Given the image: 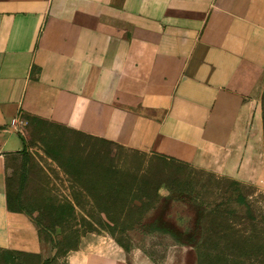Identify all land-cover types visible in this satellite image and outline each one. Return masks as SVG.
<instances>
[{
  "label": "crops",
  "instance_id": "crops-1",
  "mask_svg": "<svg viewBox=\"0 0 264 264\" xmlns=\"http://www.w3.org/2000/svg\"><path fill=\"white\" fill-rule=\"evenodd\" d=\"M263 88L264 0H0V252L51 253L8 203L28 118L256 183ZM130 256L97 235L64 264Z\"/></svg>",
  "mask_w": 264,
  "mask_h": 264
},
{
  "label": "rangeland",
  "instance_id": "rangeland-1",
  "mask_svg": "<svg viewBox=\"0 0 264 264\" xmlns=\"http://www.w3.org/2000/svg\"><path fill=\"white\" fill-rule=\"evenodd\" d=\"M261 104L264 118V94ZM23 135L27 155L11 173V206L54 232L58 247L54 253L50 245L48 264H64L97 235L130 250L128 264H264V131L256 183L48 122L26 121ZM142 196L155 198L128 225L120 208ZM0 264L36 262L0 252Z\"/></svg>",
  "mask_w": 264,
  "mask_h": 264
},
{
  "label": "trees",
  "instance_id": "trees-1",
  "mask_svg": "<svg viewBox=\"0 0 264 264\" xmlns=\"http://www.w3.org/2000/svg\"><path fill=\"white\" fill-rule=\"evenodd\" d=\"M264 94V91H263V93H262V95ZM261 101H262V96H261ZM263 108V107H262ZM29 120H38V119H36V118H28L27 119V122L29 121ZM38 121H43V122H47V121H44V120H38ZM48 123H51V122H48ZM53 124V123H52ZM54 125H56V124H54ZM57 126H59V125H57ZM62 127V126H61ZM63 128H65V127H63ZM263 131H264V118H263V109H262V135H263ZM20 138L21 139H23V137L22 136H20ZM23 142H24V149H23V151H22V155H23V157H22V160L25 158V156L27 155V143H26V141H24V139H23ZM155 156H157V157H160V158H164V159H167V158H165V157H162V156H158V155H155ZM22 160H21V162H22ZM168 160H171V161H173V162H178V161H175V160H172V159H168ZM178 163H182V162H178ZM182 164H185V163H182ZM185 165H187V164H185ZM187 166H189V165H187ZM11 180H7V187H8V189H9V187H10V185H11ZM129 191V194H132V192H130V191H132V190H128ZM147 193H150V191H148ZM153 194H154V192H152ZM8 195H9V208L10 209H12V210H15V211H18V212H21V213H23V214H25L31 221H33L36 225H37V227L42 231V232H44V234L48 237V240H49V242H50V245H51V247H52V249L54 250V253H55V249H57V247H58V243H57V239H56V236H55V234H54V232L49 228V227H47V226H44L41 222H38V221H36L30 214H28L25 210H23V209H17L16 207H12L11 206V194L10 193H8ZM155 195V194H154ZM132 196V195H131ZM154 198H155V196H152V197H150V198H148V197H146V196H142L141 197V199H140V203L139 204H136L133 200H132V198H128V200H126V202H125V204L124 205H122V207L120 208V211H122V212H125L126 213V217H125V221H128L129 219H131V220H129V222H128V225H132V224H135L137 221H135V220H132V218L134 217V216H136V214H137V211H139V210H141V206L142 207H148V203L149 202H152L153 200H154ZM116 242V241H115ZM117 244H118V242H116ZM184 243H186V244H188V242H184ZM123 249V248H122ZM76 250V249H75ZM124 250H126V251H128V249H124ZM5 254H7L8 256H19V257H22L23 259H25V260H35V262H36V264H48L49 263V260L51 259V258H53L54 257V253L52 254V256L53 257H48V258H46V259H41L40 257H39V255H37V254H27V253H16V254H14L13 252H4Z\"/></svg>",
  "mask_w": 264,
  "mask_h": 264
}]
</instances>
